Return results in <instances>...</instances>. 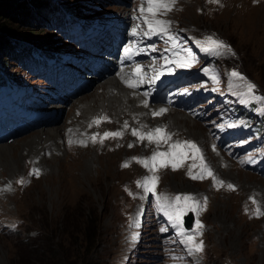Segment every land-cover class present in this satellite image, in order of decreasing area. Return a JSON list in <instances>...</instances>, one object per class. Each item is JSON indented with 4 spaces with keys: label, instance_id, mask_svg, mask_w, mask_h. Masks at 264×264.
Instances as JSON below:
<instances>
[{
    "label": "rangeland",
    "instance_id": "obj_1",
    "mask_svg": "<svg viewBox=\"0 0 264 264\" xmlns=\"http://www.w3.org/2000/svg\"><path fill=\"white\" fill-rule=\"evenodd\" d=\"M53 1L47 0L51 5ZM59 1L74 11L79 8L85 11L84 25L88 23L98 32L75 42L63 41L53 34L55 38L50 37L52 49L62 50L63 55L73 56V59L63 60V56H58L59 63L30 77L16 68L17 78L28 82L23 87L28 100L23 105L24 110H11L4 125L0 124V146L19 143L15 163H0V264H264V215L259 218L255 215L258 206L264 212V178L256 168L247 166L242 157L224 150L209 133L208 123L214 107L212 102L207 107V103L211 98L196 105L203 114L201 119L188 110L179 109L175 102L165 100L179 88L185 95L209 85L216 87L219 95L226 94L232 106L239 107L240 111H248L251 104L250 114L255 123L237 147L252 154L256 163L264 165V101L254 98L264 97V0H219L218 3L176 0L171 11L157 17L171 22L168 35L175 37L174 41L163 34L145 35L148 26L144 19L151 18L147 13L141 14V7H147L145 0ZM133 29L136 35L132 34ZM208 37L223 41L231 52L204 51L202 46ZM130 47L134 50L130 58L125 59V48ZM189 52L195 58L191 66H178L177 61L191 59ZM207 55L215 56L206 65L218 82L211 79L212 75L196 82L188 81L185 74L177 77L187 68L203 63ZM111 63L118 64L117 68L140 66L143 75L137 79L142 77V82L130 91L143 96L148 106L166 109L161 116L149 115L146 120L149 130L141 132L166 129L171 134L168 143L141 142L132 135V124L108 111L85 117L75 108L79 101L101 92L98 74ZM15 64L10 62V71ZM166 65L171 69L164 71ZM233 71L256 86L254 94H246L244 81L234 78ZM175 77L176 83H168ZM171 113L189 116L200 127L202 140L185 129L173 127L168 117H164ZM42 114L46 117L40 118ZM106 116L107 120L99 125L93 123L94 119ZM115 120H119L118 124ZM57 127H60L62 143L57 140L58 144L54 142L42 151L34 148L35 142H31L34 133ZM74 130L79 133L78 137L68 139L75 134ZM117 131L122 132V137L105 138L100 142L104 132ZM93 136H96L95 143ZM177 141L194 142L204 163L224 182L223 186L214 184L211 177L191 179L189 169L193 175H200L201 160L196 153L184 148L179 149L185 157L175 171L169 164L151 172L133 159L150 158L154 152H169V146ZM70 144L73 147L69 151ZM58 145L65 149L63 159L62 152L57 151ZM105 154L110 156L112 178L106 177L104 169L102 176L97 172L100 169L98 158L105 168ZM53 156L61 165L76 156L83 158L88 175L70 170L83 184V195L70 189L69 195L64 196L63 192L64 197H61L62 170L55 161L51 169L42 161ZM31 158H35L34 163H30ZM125 163L128 167L122 166ZM34 168L40 170L39 177L29 175ZM24 175L21 185L17 181ZM241 175L248 179L239 180ZM85 176L96 185L90 184ZM152 176L159 178L155 195L137 186V181ZM9 183L12 189L4 191ZM228 184L235 190H229ZM184 194L193 196L204 208L192 211L194 223L189 233L196 228L198 219L204 227L197 242L202 240L204 247L202 252L191 255L181 242L179 228L162 210V205L170 202L183 208L182 201L176 205L175 197ZM250 197L255 198V204Z\"/></svg>",
    "mask_w": 264,
    "mask_h": 264
},
{
    "label": "snow or ice",
    "instance_id": "obj_2",
    "mask_svg": "<svg viewBox=\"0 0 264 264\" xmlns=\"http://www.w3.org/2000/svg\"><path fill=\"white\" fill-rule=\"evenodd\" d=\"M176 0H145V3L147 7H141L140 11L141 14L147 13L148 16L151 18L149 19L148 17H145L144 23L147 24L148 26V32L145 33V35H167L169 40L174 41L175 37L168 35V30L170 27L171 22L166 21V20H160L157 17L160 15H163L169 11L172 10V7L174 6ZM211 2H216L218 3L219 0H211ZM133 35H136V29H133ZM175 46V45H173ZM203 47V50L206 52H210L213 54H221V50L231 52V48L225 44L223 41L214 39L212 37H208L207 40L205 41V44ZM155 51V48L152 49ZM125 53H129V49L125 48ZM188 56L191 57V59H185L183 61H177L178 66L180 67H190L191 64L194 62L195 58L192 57L191 52L188 53ZM167 60V58H166ZM141 68L138 65L136 67L134 76H140L141 74ZM205 72L207 73L208 70L205 69ZM231 75L234 78H237L238 80L244 81L245 87L247 89L246 94H254L256 86L247 81L246 78L240 74L237 71H233ZM211 79L218 82V79L215 75L211 76ZM142 82V77L138 79L135 83L130 82V81H125L128 87L130 88H136L139 86V84ZM145 96L148 95V93L144 94ZM255 99H259L261 101H264V97H255ZM145 107H148L147 102L144 104ZM166 112L165 108L159 109V111L154 112L153 116H161ZM102 120H107V117H98L94 119L93 123L99 125V123ZM127 122H125L124 127L127 128ZM91 127V125H90ZM99 135V134H97ZM132 135L136 136L141 142L144 140H147L149 143L156 142L157 144L163 142V143H168V141L171 140V134L167 132L166 129L163 128H155L153 130L148 131L147 133H143L137 129L132 130ZM122 137V132L117 131V132H104L103 137L101 138L100 142L103 143V139L105 138H119ZM92 142H96V136L92 137ZM71 143V141H70ZM82 146H86V144L83 141H80ZM129 147H132V145H129ZM170 151L169 152H154L150 158L146 159H141V158H133L135 159L138 163H141L145 168H147L151 172H155L157 168H165L168 167L169 164H171L172 170L175 171L177 170L178 164L182 163L185 153L179 151V149L184 148L187 149L191 152H194L197 154V158L201 160V173L200 175H193L191 172V169H189L188 175L191 179H204L206 177H211L214 184L223 186L224 182L222 180L217 179L212 170L207 166L206 163L203 161V157L200 155V149L197 147V145L192 142V141H183V142H175L172 143L170 146ZM123 167H128V164L125 163L122 165ZM30 176H36L39 177L40 175V170L38 168H34L29 172ZM158 177L152 176V177H145L142 181H137V186L138 187H143L145 192H152L155 195V186L156 183L158 182ZM21 185L24 184V180L21 179L17 181ZM228 189L231 191H234L235 188L233 185L228 184L227 185ZM12 189L11 183H9L4 191H10ZM131 194V193H130ZM158 200H160V197H157ZM167 199V198H165ZM252 200V203L255 204L256 200L254 197H250ZM183 202V208L175 206L173 203H167L162 205V210H164V213L166 216H168L170 221L174 222V226H177L179 228V234L183 237V240L181 241L184 243L187 247L188 254H194V253H200L203 251V241L197 242V237L199 235H202V229H203V224L200 223V221L197 219L196 220V228L191 232H186L183 227H182V222H181V216L184 214L185 211L191 210L193 212H199L204 210L203 206L200 204L199 201H197L193 196L189 194H184V195H177L175 197V202L176 205L180 204V202ZM207 201L205 198L204 205H206ZM255 215L257 218H259L261 215H264V212L261 211L260 207L258 206L255 211ZM164 231V229H162Z\"/></svg>",
    "mask_w": 264,
    "mask_h": 264
},
{
    "label": "trees",
    "instance_id": "obj_3",
    "mask_svg": "<svg viewBox=\"0 0 264 264\" xmlns=\"http://www.w3.org/2000/svg\"><path fill=\"white\" fill-rule=\"evenodd\" d=\"M65 6L59 0H54L53 5L47 0H0L1 97H7V91L13 92L15 87L28 84L17 78L16 68L30 77L40 75L50 66L56 53L52 49L51 36L56 34L66 42L75 36L80 27L78 21L86 13L80 8L74 11ZM10 62L16 63L13 71H10ZM237 109L240 126L248 133L255 123L250 114L251 104L246 112Z\"/></svg>",
    "mask_w": 264,
    "mask_h": 264
},
{
    "label": "bare ground",
    "instance_id": "obj_4",
    "mask_svg": "<svg viewBox=\"0 0 264 264\" xmlns=\"http://www.w3.org/2000/svg\"><path fill=\"white\" fill-rule=\"evenodd\" d=\"M108 53H111V52L108 51ZM116 65H118V64L111 63V64L106 66L107 69L103 73L98 74V78L100 77L101 92H99V93L95 92L90 97L85 98L84 100H81L79 102L77 101L78 103L76 102L77 106L75 108L78 107L79 111L82 112L85 115V117L87 115H92V113L99 114V111H104V112L108 111L112 115H115L117 117V119H120V118L125 119V121L129 122V124H132L133 128L131 129V131L133 129H137L139 131H142V130L144 131L146 129L149 130V128L146 126V120L148 119L149 115L153 114L154 112L159 111V109H161V108L155 107V106L145 107L144 106V104H145L144 97L140 96V94L133 93L132 91H130L131 89H129V87L125 83V81H130V82L134 83V81L131 80V77L135 73L134 68H126V67L117 68ZM103 82H105V83H103ZM123 100H124V102H123ZM46 115H47V112H46ZM105 115H107V114L105 113ZM130 116H131V118H133L132 120L131 119L129 120V118H127ZM41 117H46V116H44L42 114ZM164 117H168L167 119L170 123H173L172 124L173 127L178 126V128H180V129H185L188 133H191L193 136H196L197 140H202V138L204 137L202 135L200 127L195 122H193V120L191 118H189V116L180 115L178 113H171L170 115H167ZM118 122H119V120H115V124L116 123L118 124ZM46 125H47V123H46ZM59 128L57 127V128H52V129H41V130L37 131L36 133H34L33 136L31 137V142H35L34 148H40V151H42L44 149H48L49 145L53 146L52 144L54 142L57 143V140H59V144L62 143L60 140L61 135L59 132ZM71 129L73 130L74 128H71ZM73 133H75V134H73L72 136H69L67 138L73 140L76 137H78V135H79L78 132H76L74 130ZM17 144H19V143H17ZM17 144H14V146H9V145H6V143H5L2 146H0V163L1 164H3V163H5V164L15 163V162H13L14 160H16V155H15L16 152L15 151L17 148H19V146ZM60 146L58 145L57 151L62 152V159H63V157H64L63 151H65V149L62 150L61 149L62 147L60 148ZM72 147L73 146L71 145L69 148V151H70V149H72ZM55 154H56V152H55ZM102 156H104V155H102ZM104 158H105V168H104L103 162L101 160H99V158L97 160L99 165H100V169L97 170L98 175L100 176L103 169H104L106 171V177H111L110 173H109L110 156L106 155ZM25 159H27V158H25ZM34 159L35 158H33V159L31 158V160H29V161H31L30 163H32L33 162L32 160H34ZM81 159L83 160L82 157L77 158V156H76V157L70 159V161L67 162L66 164L61 165L62 163L59 164V162L57 161V157H55V156L50 157L49 160H45V158H42L43 163H46L47 164L46 166H48L49 169H51L55 166V165H53V162L55 161L57 163L58 169L62 170V175H61L62 184L59 185V187H60L59 190L61 192L59 194L61 195V197H64L68 193V191L70 192V189L73 190V193H80L81 192V195L84 194L83 189L81 188L83 186V184L80 183L79 180H77V178H78L77 176L75 177L74 175L70 174V170H74V171L80 170V171H82V173H84V175H86V174L88 175V172H87L86 168L84 167V164H83ZM8 160H9V162H8ZM18 161H19V158H18ZM5 164H4V166H6ZM1 175L6 177L4 172H2ZM24 177H25V175L21 178L24 179ZM17 178H18V176L15 177L16 180H17ZM243 178L246 179L247 176L241 175L239 177V180H243ZM15 179H14L13 185H14V188L16 189ZM85 179L88 180V182L90 184H95V181H92L90 178H86V176H85ZM19 180L20 179H18V181ZM89 180H91V181H89ZM99 181H100V179H99ZM250 182H252V180ZM77 183L80 184V186H77ZM63 192L65 193L64 196L62 195ZM68 195H69V193H68Z\"/></svg>",
    "mask_w": 264,
    "mask_h": 264
},
{
    "label": "water",
    "instance_id": "obj_5",
    "mask_svg": "<svg viewBox=\"0 0 264 264\" xmlns=\"http://www.w3.org/2000/svg\"><path fill=\"white\" fill-rule=\"evenodd\" d=\"M183 226L186 230H189L192 226V222L194 220L193 214L191 212H187L183 217Z\"/></svg>",
    "mask_w": 264,
    "mask_h": 264
}]
</instances>
